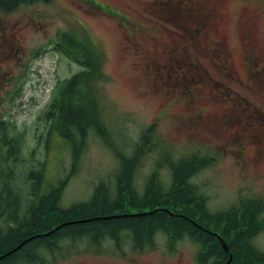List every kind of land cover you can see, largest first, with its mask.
<instances>
[{"label":"rangeland","instance_id":"obj_1","mask_svg":"<svg viewBox=\"0 0 264 264\" xmlns=\"http://www.w3.org/2000/svg\"><path fill=\"white\" fill-rule=\"evenodd\" d=\"M61 33L85 37L103 55L99 104L113 146L129 156L151 128L157 146L138 163L140 189L155 171L169 180L165 159L195 154L208 165L190 182L209 211L241 212L254 201L264 217V0H48L0 12V121L17 148L5 163L0 143V172L12 169L20 192L30 171L43 170L44 188L71 169V148L48 116L80 69L52 48ZM85 137L64 208L87 200L99 181L111 184L118 167L94 131ZM86 243L49 264H199L187 236L157 233L140 251L126 241L119 249L109 239ZM251 243L264 252V226Z\"/></svg>","mask_w":264,"mask_h":264},{"label":"trees","instance_id":"obj_2","mask_svg":"<svg viewBox=\"0 0 264 264\" xmlns=\"http://www.w3.org/2000/svg\"><path fill=\"white\" fill-rule=\"evenodd\" d=\"M38 1L48 0H0V12ZM53 46L80 67L59 87L48 113L55 130L70 146L73 161L69 175L46 189L41 188L42 169L28 173L26 192L13 187L12 169L0 172V257L4 255L0 264L53 263L67 257L71 247L80 241H87L88 247H100L109 239L117 249L126 241L140 251L153 247L157 233L168 238L187 236L198 244L199 264H225L229 255V264H264V252L251 243L255 232L264 226L263 205L249 201L241 212L240 207L209 211L198 187L190 182L208 165L204 157L195 154L165 159L169 180L163 181L155 171L140 189L134 176L138 163L157 146L156 142L150 143L151 128L141 134L129 156L117 150L106 136L99 104V86L106 81L102 53L85 37L71 33L59 34ZM90 130L113 151L118 167L111 184L99 181L86 201L63 208L59 205L62 191L75 171L76 154ZM0 143L7 153L4 162L15 161L16 144L6 136L3 123ZM214 233L221 236L228 252L222 250ZM23 241L16 251L10 252Z\"/></svg>","mask_w":264,"mask_h":264},{"label":"water","instance_id":"obj_3","mask_svg":"<svg viewBox=\"0 0 264 264\" xmlns=\"http://www.w3.org/2000/svg\"><path fill=\"white\" fill-rule=\"evenodd\" d=\"M217 238H218V240H219V242H220V244H221V246H222L223 251L227 252V251H228V248H227L226 244L221 240V238H220L219 236H217ZM24 242H25V241H23L20 245H18L15 249H13V250L10 251V252L16 251V250H17V249H18V248H19ZM7 254H9V253H7ZM3 256H4V255H3ZM3 256H1L0 259L3 258ZM230 260H231V256H229V258H228L226 264H229Z\"/></svg>","mask_w":264,"mask_h":264},{"label":"bare ground","instance_id":"obj_4","mask_svg":"<svg viewBox=\"0 0 264 264\" xmlns=\"http://www.w3.org/2000/svg\"><path fill=\"white\" fill-rule=\"evenodd\" d=\"M14 252V251H13Z\"/></svg>","mask_w":264,"mask_h":264}]
</instances>
